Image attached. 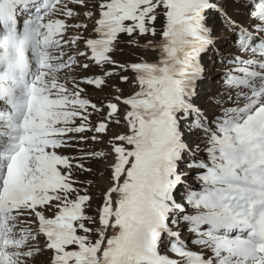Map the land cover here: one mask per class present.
Returning a JSON list of instances; mask_svg holds the SVG:
<instances>
[{"label": "snow or ice", "instance_id": "1", "mask_svg": "<svg viewBox=\"0 0 264 264\" xmlns=\"http://www.w3.org/2000/svg\"><path fill=\"white\" fill-rule=\"evenodd\" d=\"M0 264H264V0H0Z\"/></svg>", "mask_w": 264, "mask_h": 264}, {"label": "rangeland", "instance_id": "2", "mask_svg": "<svg viewBox=\"0 0 264 264\" xmlns=\"http://www.w3.org/2000/svg\"><path fill=\"white\" fill-rule=\"evenodd\" d=\"M121 47L123 48V51H118L117 54H116V58L119 61L135 60L138 56H144L148 60L154 59V54L153 53H142V52H139V51H135L133 49H129L125 45H122ZM93 72H94V70L93 71H89V72H80L79 75L80 76H83V75H92ZM220 86H221V81L220 80H216L213 83H205V85L203 87L207 91H213V90L219 89ZM69 87H70V85H69ZM89 95L93 99V101L95 102V100H96V94L90 91L89 92ZM94 167H96V168H103V165H95ZM84 178H85L84 176H81V179H84ZM87 179L88 180H93V179H97V178L88 176ZM97 182H98V184H99L100 187L103 186V182H100V181H97ZM92 193H93V195H99L98 188H95L94 187L92 189ZM162 254H167V253L165 252V253H162Z\"/></svg>", "mask_w": 264, "mask_h": 264}]
</instances>
